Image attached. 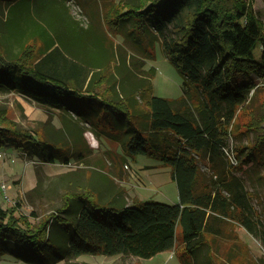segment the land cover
Masks as SVG:
<instances>
[{
    "label": "trees",
    "instance_id": "obj_1",
    "mask_svg": "<svg viewBox=\"0 0 264 264\" xmlns=\"http://www.w3.org/2000/svg\"><path fill=\"white\" fill-rule=\"evenodd\" d=\"M28 1L0 0V11ZM99 1L104 26L118 33L127 29L140 56L152 59V48L160 41L185 77L182 96L153 94L154 67L149 76L132 80L131 74L138 75L136 62L112 42L104 46L100 41L97 56L70 58L52 35L47 36L51 30L40 28L46 44L22 41L24 32L1 13L0 86L49 107L77 111L93 128L121 142L123 157L144 154L170 166L179 202L150 199L107 205L85 185L63 194V204L37 221L18 213L20 202L11 207L0 204V255L13 254L32 264H89L77 260L83 254L150 258L175 249L181 225V264H204L199 255L207 243L205 233H223L217 223L238 221L255 234V210L243 180L201 182L200 162H213L225 149L238 108L260 89L264 19L248 0ZM35 134L0 115V145L47 162L69 163L70 155L55 152L44 137L38 143ZM231 166L237 168L235 163Z\"/></svg>",
    "mask_w": 264,
    "mask_h": 264
},
{
    "label": "rangeland",
    "instance_id": "obj_2",
    "mask_svg": "<svg viewBox=\"0 0 264 264\" xmlns=\"http://www.w3.org/2000/svg\"><path fill=\"white\" fill-rule=\"evenodd\" d=\"M248 1L260 19H264V0ZM5 9L0 11L1 16L21 28L22 41L29 39L46 44L45 33L40 28L51 30L47 36L52 35L68 57L77 59L89 54L97 56L101 42L104 46L114 43L118 52L137 64L133 68L138 75L131 74L132 80L149 76L148 71L154 67L151 80L154 95L168 99L183 95L185 77L166 56L160 41L152 48L155 54L152 59L140 56L142 52L135 49L127 29L118 33L104 26L99 0H30L6 12ZM34 28L36 32L32 31ZM147 43L143 42V46ZM13 48L19 49L18 43ZM257 80L260 89L248 104L238 108L229 128L225 147L228 152L224 149L215 155L213 162L206 159L200 162L201 182L213 183L216 178L233 177L243 180L255 210L251 216L255 234L238 221L217 223L223 233L217 236L205 233L207 243L199 255L204 264H264V79ZM194 103H197L196 98ZM0 115L24 130L36 132L38 143H42L44 137L55 152L70 155L69 163L60 160L51 163L16 147L0 145L3 153L0 204L11 207L20 202L18 213L29 216L31 221L54 212L63 204V194L77 192L85 185L95 190L100 203L107 205L122 206L150 199L179 202L178 186L170 166L144 154L123 157L121 142L110 133L93 128L87 118L75 110L49 107L22 92L0 86ZM232 162L237 168L231 166ZM2 184L7 186L6 193L1 189ZM71 202L77 206L76 201ZM236 212L241 215L242 208ZM184 251L179 225L174 250L150 258L83 254L77 260L89 264H181ZM63 263L64 260L58 264ZM0 264L32 263L7 253L0 255Z\"/></svg>",
    "mask_w": 264,
    "mask_h": 264
},
{
    "label": "built area",
    "instance_id": "obj_3",
    "mask_svg": "<svg viewBox=\"0 0 264 264\" xmlns=\"http://www.w3.org/2000/svg\"><path fill=\"white\" fill-rule=\"evenodd\" d=\"M227 151V150H226ZM228 152V151H227ZM3 156V153L2 152H0V157H2ZM6 188H7V186H6V184H2L1 185V189H2V191H4V193H6ZM5 197L7 198V195H5Z\"/></svg>",
    "mask_w": 264,
    "mask_h": 264
}]
</instances>
